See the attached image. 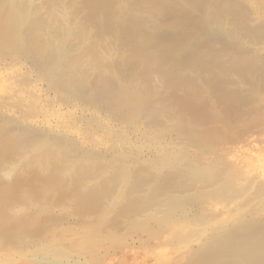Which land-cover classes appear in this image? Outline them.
Wrapping results in <instances>:
<instances>
[{
    "label": "bare ground",
    "instance_id": "obj_1",
    "mask_svg": "<svg viewBox=\"0 0 264 264\" xmlns=\"http://www.w3.org/2000/svg\"><path fill=\"white\" fill-rule=\"evenodd\" d=\"M3 52L30 59L40 79L49 83L69 110L57 123L43 124L42 130L23 125L29 107L22 118L0 112V264L28 259L59 262L72 256L84 258L81 264H99V247L111 241L113 245L123 236L121 231L110 235L105 230L117 210L121 215L114 222L125 214L133 222L130 225H138L137 215L146 207L150 211L140 224L150 225L148 220L167 216V210L197 204L199 198L204 201L203 191L205 197L207 190L213 193L210 188L229 190L234 179L231 172L224 173L229 168L222 169L215 161V165H200L201 158L193 161L187 148H179L181 139L187 146L200 145L202 151L219 148L239 126L264 117V0H0ZM9 78L0 74V98L12 97L18 90L11 91L15 83L11 86ZM82 115L115 138L91 137L83 126L79 130L76 125ZM64 121L68 125L62 127ZM175 130L179 141L170 134ZM134 133H142L144 143L155 146V140L163 139L172 148L161 144L153 159L139 160L138 142L131 138ZM139 162L146 165H139V174L133 176L131 166ZM145 173L150 177L142 183L145 178L138 175ZM102 176L108 179L99 185ZM201 182L211 191L205 183L199 186ZM140 183L151 189L145 202L119 209L125 198H131L123 186L131 190L146 186ZM197 183L203 188L198 195L184 191L186 195L180 194L187 198H178L177 190ZM159 195L167 199L159 201ZM105 196L112 198L106 201ZM58 204L73 205L74 211L71 206L70 210L81 217L80 232L69 227L76 239L67 236L74 251L65 248L67 234L62 237L55 230L59 217L53 214V206ZM202 205L205 208L199 205V209H206ZM48 223L54 230L47 229ZM193 251L197 253L188 264H264V217L218 233Z\"/></svg>",
    "mask_w": 264,
    "mask_h": 264
},
{
    "label": "rangeland",
    "instance_id": "obj_2",
    "mask_svg": "<svg viewBox=\"0 0 264 264\" xmlns=\"http://www.w3.org/2000/svg\"><path fill=\"white\" fill-rule=\"evenodd\" d=\"M0 55H1L0 56V74L2 76H6L7 79L9 77L11 78V79L9 78L11 82H8L10 85H11V83H15L14 85L12 84L13 88L11 87V91L16 90V87H18V90L13 92L15 94L14 97H13L14 94L12 93V97L10 96V94H8V95L6 94L7 97L4 96L5 99L0 98V112L2 113V116L3 115L6 116V117H10V116L11 117H16L17 116L16 118H22L21 117L22 115L24 116V114L26 112L27 113L29 112V111L26 110V108L29 107V110H30L29 113H31V115L29 116V113H28V115L26 114L24 116V117H26L25 120L27 121V123H23L24 126L26 124H28V126L31 127V128L33 126H36L38 130H42V129H45V128L42 127L43 124L49 125L50 123H52V124L57 123L59 116L61 114H65V112L68 111L69 109H68L66 104L64 105L61 102V100L58 99V98H61V97L55 91H53V90H51L49 88V83L40 79V77L38 76V73H36V71H35L34 65H32V61L30 59L26 58L23 55L21 57H17L16 56L17 52L16 53L12 52L11 54H9L7 56H5L6 54L3 52V53H0ZM14 58H20L21 62H19V60L16 61ZM14 60H15V62H14ZM12 61H13V63H11ZM28 83H29V85H28ZM19 88H20V90H19ZM32 90L34 91L33 92L34 94L31 93ZM16 93H18L19 95L18 94L16 95ZM21 95H22V97L20 99ZM36 95L38 96V98H37ZM8 97H10V98H8ZM6 98L9 99V100H6ZM21 100H22V102H19ZM24 101H25V103H24ZM8 102L14 103L13 105H16V106L14 107L10 103L7 106ZM17 103H18V105H17ZM19 103H22L25 106H23V105H21ZM30 103L31 104L34 103L33 106H35L36 108L35 107H31L30 108V106H32ZM53 106H55L54 110L51 109V108H53ZM16 108H18V109H16ZM36 109L37 110L40 109L41 112L37 111ZM3 110H7V111H3ZM56 110H57V113H56ZM13 111H14V113H13ZM19 111H20V113H19ZM22 111H25V113L22 112ZM34 111L35 112L37 111L36 113L38 114L37 115L38 118L35 117L36 113L33 114ZM17 113H19V114H17ZM28 116H29V119H28ZM32 116H34V118H30ZM53 116H55V117L53 118ZM44 117H46V118H44ZM43 119H45V120L43 121ZM255 119L256 118H254V120L253 119L250 120V122L248 121V123H246L245 125L242 124L243 125L242 127L239 126V128L237 129V132H235V133H239L238 135H236L235 133H234V135L233 134H231V135L227 134L228 136L226 135L227 137H225L224 140L221 142V145H220L219 148L218 147L217 148L214 147V148L210 149V148L206 147L205 150L203 149L204 151H202L201 147H200L201 149L198 148L200 145L197 146L196 144H194V147H193V145L187 146L188 142L184 141L185 139L184 140L181 139L180 143H181L182 146L179 145V148H183V149L187 148L188 152H189V155H191L190 159L194 158L193 161H196L197 159L201 158L202 163H201L200 159L198 160V164H200V165L203 164V165L210 166V165L218 164V165H222L221 166L222 169H224V165H225V167L229 168L228 170L224 169V173L227 174V172L228 173L231 172L229 174H231L234 177H232L231 175H228V176L234 178V179H232V183L234 182L233 183L234 185L231 183L229 185L230 186L229 190L223 191V192L221 190L219 191V190L215 189L216 192H218V193H215L214 192L215 190L213 188H210V189H212V191L209 189V186L206 185L207 183H205V182L202 183L201 182L202 184L199 185V186H203L204 183H205L204 187L207 186L206 190L209 189V191L213 192V193L208 194V190L206 191L205 188H204V190L206 191L205 192L206 193L205 197H204V191L201 192L202 189H203L202 187H200V188H202L201 191H200L201 193L199 192V189H200L199 186H198L199 183H197L194 186L195 189L191 185V187H189L188 189H185L183 191L181 190L180 192H178L179 190H177V196H179L178 197L179 199L183 200L184 198H187V196L185 197V196H183V194L181 196V194H180L181 192L184 193V191H185L186 194L189 192L188 194L190 196L191 195H195V194L198 195V193H200L201 198L203 196L204 201H203V199L200 200V198H199V200H198L199 203L196 201L197 204H195V202H194V203L191 204L192 206L190 204H185L186 206L187 205L188 206L185 207V205H184L183 208L181 207V208H178V209H172L171 213L169 212V210H167L166 212H168V214L166 212L164 214V215H167V216H165V217L163 216L165 218V220H163L164 219L163 217H154L151 220H148L147 222L150 223L151 226L149 224H147V223H146V225L145 224H143V225L140 224L142 219L144 220L146 218L147 213L150 211V210H147L146 207L143 210V213L141 212L143 214V217H141V219L138 216H141L142 214L140 213V214L137 215V220L139 222L138 225L141 228L138 225H136L135 223L130 225L129 222H132V221L129 220V219H126L127 217L125 216V214H122V216H120L121 218L119 217L120 220L117 221L118 218H117L116 215H118V216L121 215L120 213H118L119 211L117 210L118 212L116 211L117 213L115 212L114 216H113V214H111L112 217L111 216L110 217L112 219H109L110 218L109 216L107 217V220L108 219L111 220L112 223H114V224H110L111 221L109 222V220L106 221V222H108L110 224V226L107 223L105 225V228H106L105 230L107 232H109L110 235H111L112 231L117 232V233H119L121 231L120 233L121 234L123 233L122 235L124 237L121 236L120 238H118L120 241L118 239H116L115 240L116 243L114 242L115 244H113V245L111 243L113 241L108 242V243L106 242V244L108 245L107 247H106V244L101 245L99 247V249H98V252L100 254V259H99L100 262L98 261V263L99 264H183V263L184 264H188V262L191 260V258L194 257V254L197 253L196 252V253L193 254V252H194L193 250H197L200 247H203V245L206 242L213 240L218 233L226 232L228 230H231V231H233L235 229L237 230V227L239 228V225L242 227V225L244 226L246 223H250L254 219L257 220L259 218L264 217V195H263L264 194V131H263L264 130V125L261 126L262 124H264V120H263L264 117H261V121L260 120H256L258 123L255 122ZM40 120L43 121V122H41ZM36 121L37 122L38 121L41 122V125H38ZM32 123H33V125H32ZM250 123H251V125H250ZM97 124H99V123L96 122V121L88 123L87 120L84 117L82 119V121H79V123H77L76 126H78L79 130H81V131H83V127H84V129L89 131V133L91 134V137L93 136V137H97L98 139H104V137L107 138V137L110 136V138H112V139L115 138V137L113 138V134H110V135L109 134L108 135L103 134L98 129V125ZM248 124H249V126H247ZM258 124L259 125L261 124L260 125L261 128L259 127ZM67 125H68V121H64L62 123V127H65ZM256 125H258V127ZM81 126H83V127H81ZM244 126L247 128L246 129L247 132L245 131ZM47 130H49V129H47ZM178 132H179L178 130H175V132L173 131V132L170 133V134L174 133L173 135L175 136V139L177 141L180 140V139H177V137H176ZM135 134H137V135H135ZM234 136H236V137L234 138ZM229 137H232V139L229 138ZM131 138L133 139V141L136 140L138 142V144H136L135 146L140 148L139 160L143 159V160H148L149 161V159H151V158L153 159L154 158V154L153 153H154L156 147L161 145V144H165V143L167 144V141L165 140V143H164L163 139L155 140V141L160 142V143H158V142L156 143L155 142V146H154L153 142H152V144L148 143V142L144 143L145 138L143 137L142 133H134V136L132 134ZM158 138H161V137H158ZM225 139L226 140L228 139V141L226 142ZM230 139H231V141H229ZM182 142H183V144H182ZM145 144L147 145V147H146ZM141 145L144 148H142ZM195 146H197V147H195ZM151 148H152V150H151ZM167 148H172V146L170 144H167ZM192 148H193V150H192ZM196 149L199 150V151H195ZM205 152L207 154L206 158H208V159H205V156H204ZM192 153H193V155H192ZM217 156L219 158H217ZM190 159H187V160H190ZM208 160L210 162H208ZM214 161L216 162L215 164H214ZM212 162H213V164H211ZM141 164H145L146 165L145 162H139V164L133 165L134 167L131 166L132 169H131L130 174L132 173L133 176H134V173H136L135 175L139 174V165H141ZM147 166H148V164H147ZM135 170H137V171L135 172ZM145 174L146 175H144V174L138 175L139 178H145L142 183H145L147 177L149 176V174H147V173H145ZM105 177L104 176L99 177V179H100L99 180V185L105 184V182L108 179L107 176H105ZM191 178H192V176H191ZM142 183H140L139 185H146V184H142ZM196 186H198V187H196ZM123 187L125 188V189L122 188V189H124L123 192L126 193L125 195L126 196L129 195L131 198H128V197L125 198L123 201L124 202L126 201L125 202L126 206L123 205L124 203L122 201L121 202V206L119 207V209H122V207H124L125 209H128V208L132 207L133 203H134V206H135V204L137 202H145L146 197L150 195V190L151 189L148 187V185L145 186L146 188L144 186H142L138 190H131L127 185H124ZM129 189L131 190V192H130ZM143 189H146V191L143 190ZM189 190H191V191H189ZM195 190L198 191V192L194 193ZM234 190H237V191L234 192ZM192 191H194V192H192ZM231 191H233L234 193L231 192ZM240 191L242 193H240V195H239ZM191 193H193V194H191ZM202 193H203V195H202ZM236 193H238V194H236ZM186 194L184 193V195H186ZM228 194H230V195H228ZM260 195L261 196L263 195V197H262L263 199L260 198L261 197ZM159 196H160L159 197L160 198L159 201H162V200L164 201V199H167V195H166V198L163 195H159ZM111 198L112 197H109V196H105L104 197V199L106 201H109ZM252 200L254 202H252L250 204V202ZM135 201H136V203H135ZM200 201L202 203H200ZM128 203L129 204L131 203V204L129 205ZM203 203L205 204L206 209H201V208L204 207L202 205ZM244 204H245V206H244ZM247 204H250V205H248V207H247ZM255 204H258V205H255ZM199 205L201 206L200 209H199ZM55 206L58 209H56ZM60 206H61V208L63 207V205H61V204L53 206L54 207L53 208V214L57 218L59 217L58 218L59 222H57L58 224L55 226V228H59V229L58 230L55 229L56 232L60 236L62 235V237H64L65 234H67L65 236V237H67L72 228H73L72 230H75V231L79 230V232H80L81 226L79 227L80 229L78 228V226L82 224V222H81L82 220H81V217H79V218L77 217L78 213L76 214V212H73L74 211V209H73L74 206L70 205L72 207L73 211L70 210V206L69 207L67 206L68 208L66 206H64L65 208L63 207L62 209H60ZM197 206H198V208H197ZM184 208H185V210H183ZM193 208H195V209H193ZM67 210H68V212H70L69 215H67ZM180 210H183V211L180 212ZM236 210H238V211H236ZM257 210H258V212H257ZM65 211H66V214H65ZM185 211H187V212H185ZM250 211H252V212L256 211L255 212L256 214L254 213L255 214L254 215ZM62 212L64 213V216H63ZM184 212H185V214H184ZM173 214H175V216H173ZM59 215H61V216H59ZM244 215L245 216L247 215V216L245 217ZM204 216L205 217L207 216V217L205 218ZM208 216H210V217H208ZM200 217L203 218V220L204 219L205 220L204 221L202 220V222H201V220H199ZM60 218H61L62 221L60 220ZM114 218H117L116 221L118 222V224L122 220V222H126V224L128 223L129 226L128 225L126 226L125 223L122 224V222L119 225L115 224L117 222L113 221ZM160 218H161L162 222L159 220ZM170 218L172 220L173 219L174 220L172 221ZM196 218H198V219H196ZM123 219H124V221H123ZM78 220L80 221L81 224H79ZM235 220H237V221H235ZM164 221H165V223L162 224ZM166 222H168V223H166ZM121 224L123 226H125V227L121 226ZM112 225H114L115 228H112V227H114ZM152 225H154V226H152ZM49 226L47 227V229L50 228L48 230H54L52 225L49 224ZM116 226H118L119 228L122 227L121 228L122 230H125V229H127V230L125 232H122L121 229L115 230ZM130 226H132V227H130ZM135 226H136V229L134 228ZM146 226H147V228H146ZM158 226H159V228H158ZM109 227H111V228H109ZM143 227L146 228V229H144L145 231L142 230ZM132 228H134L136 231L133 230ZM150 228L154 232L156 231L155 232L156 234L153 231H150V233L152 232L153 234L152 233L149 234V229ZM59 230H62V231H59ZM63 230H65V231H63ZM128 230H130V231H128ZM196 230H197L198 234H197ZM127 231L129 233L131 231H133V232L135 231V232L134 233L132 232V233L129 234V233H127ZM47 232H46V234H47ZM64 232H65V234H63ZM191 232L192 233L194 232V233L192 234ZM127 234H129V235H127ZM199 234H200V236H199ZM80 235H81V233L79 234V236ZM125 235H126V237H125ZM189 235H190V237H188ZM194 235L197 236L198 238L197 237L195 238ZM71 236H72V234L68 236V237H70L69 240L76 239L74 236H72V237ZM68 237H67V241H65V243L67 242L65 248L70 250L71 249L70 246L72 244L70 242H68ZM121 238H123V240ZM190 238H191V240H189ZM205 238H207V239H206L205 243L202 244V242L204 241ZM124 239H126V240H124ZM202 239H203V241H201ZM118 241H119V243H122V244H118L117 243ZM123 241H125V242H123ZM191 241H193V242H191ZM69 243H70V245H69ZM72 248H74V246ZM71 250L74 251V249H71ZM82 260H84V258L78 257V256H72V257H68V259L66 258V260H65V258H62V259L59 260V262L60 263L62 262V264H66V263L73 264V262L75 264H81ZM101 260H103L104 263ZM54 261L55 262L57 261L56 264H59L58 260H53V259L50 262L46 261L47 263L45 262V260H37V259L15 260L14 264H50L51 262H52L51 264H55ZM68 261H70V262H68Z\"/></svg>",
    "mask_w": 264,
    "mask_h": 264
}]
</instances>
